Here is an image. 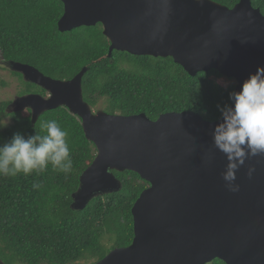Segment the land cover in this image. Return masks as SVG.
<instances>
[{
  "label": "water",
  "instance_id": "95a60500",
  "mask_svg": "<svg viewBox=\"0 0 264 264\" xmlns=\"http://www.w3.org/2000/svg\"><path fill=\"white\" fill-rule=\"evenodd\" d=\"M60 32L102 25L113 50L171 57L191 76L215 69L245 79L264 67V15L251 0L228 7L214 0H60ZM7 66L44 89L16 97L13 110L29 108L31 121L59 106L81 120L96 149L79 177L71 207L84 209L97 195L121 189L113 171H133L149 185L131 208L133 238L94 264H264V155L246 159L236 172L239 191L222 178L228 163L213 144L221 120L191 110L166 112L155 120L93 111L82 94L83 67L70 79L45 75L9 60ZM249 167L255 171L247 175ZM0 264H3L0 261Z\"/></svg>",
  "mask_w": 264,
  "mask_h": 264
},
{
  "label": "trees",
  "instance_id": "16d2710c",
  "mask_svg": "<svg viewBox=\"0 0 264 264\" xmlns=\"http://www.w3.org/2000/svg\"><path fill=\"white\" fill-rule=\"evenodd\" d=\"M214 1L231 7L238 0ZM251 4L264 15V0H251ZM62 13L60 0H0V60L27 63L58 79H70L85 67L84 101L91 109L101 102L103 111L110 114L143 112L155 120L162 113L191 110L214 121L221 117L217 105L231 103L229 93L234 85L216 83L222 75L215 69L191 76L169 56L117 50L108 56L109 41L101 23L60 32L57 22ZM9 70L22 86L17 96L44 95V89ZM11 102L0 101V120L10 119L7 127L0 128V145L16 132L26 137L44 135L42 123L56 120L69 133L73 169L65 174L49 164L40 173L0 176V261L94 264L111 249L129 245L133 238L131 208L149 184L133 171H113L121 181L120 190L97 195L82 210L73 209L72 194L78 189L80 174L96 153L80 118L59 106L42 112L32 124L31 110H13ZM207 264L225 263L216 258Z\"/></svg>",
  "mask_w": 264,
  "mask_h": 264
},
{
  "label": "clouds",
  "instance_id": "9594fccd",
  "mask_svg": "<svg viewBox=\"0 0 264 264\" xmlns=\"http://www.w3.org/2000/svg\"><path fill=\"white\" fill-rule=\"evenodd\" d=\"M229 100L230 104L217 105L221 120L212 131V140L215 148L228 161L221 174L226 187L237 192L236 172L246 159L264 155V67H258L254 74H250L239 91L230 92ZM9 122L10 119L0 120V128L7 127ZM41 127L46 134L35 133L26 137L16 132L8 142L0 145V176L20 173L27 176L33 171L40 173L49 164L55 171L65 174L72 171L73 160L67 139L69 133L56 120L45 121ZM254 171L253 167H249V178ZM33 187L39 188L40 185L34 184Z\"/></svg>",
  "mask_w": 264,
  "mask_h": 264
},
{
  "label": "rangeland",
  "instance_id": "374dc122",
  "mask_svg": "<svg viewBox=\"0 0 264 264\" xmlns=\"http://www.w3.org/2000/svg\"><path fill=\"white\" fill-rule=\"evenodd\" d=\"M6 65H3L0 62V101H12L17 96V91L22 88V86H19V82L17 80V77L14 75H11V72H9L10 68L7 69L5 67ZM219 83L221 86L226 87L229 84L235 83L234 79L227 78V77H219L215 80H219ZM3 83V84H1ZM104 104L101 102L97 103L96 107L93 108V111H96L97 109L103 110Z\"/></svg>",
  "mask_w": 264,
  "mask_h": 264
},
{
  "label": "flooded vegetation",
  "instance_id": "af4514ba",
  "mask_svg": "<svg viewBox=\"0 0 264 264\" xmlns=\"http://www.w3.org/2000/svg\"><path fill=\"white\" fill-rule=\"evenodd\" d=\"M0 61H1V60H0ZM7 61H8V60H6V61L2 60L1 63H2V64H7ZM26 94H29V93H26ZM38 94H39V93H38ZM23 95H24V94H23ZM40 95H41V94H40ZM48 95H49V94L45 91L44 95H42V96L47 97Z\"/></svg>",
  "mask_w": 264,
  "mask_h": 264
}]
</instances>
